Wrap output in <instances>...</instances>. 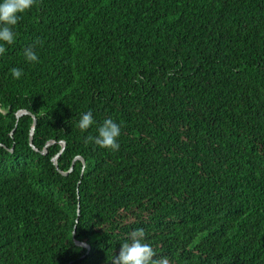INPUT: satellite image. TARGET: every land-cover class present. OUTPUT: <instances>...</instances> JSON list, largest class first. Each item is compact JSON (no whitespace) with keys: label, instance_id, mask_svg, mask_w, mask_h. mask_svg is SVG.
Returning a JSON list of instances; mask_svg holds the SVG:
<instances>
[{"label":"trees","instance_id":"1","mask_svg":"<svg viewBox=\"0 0 264 264\" xmlns=\"http://www.w3.org/2000/svg\"><path fill=\"white\" fill-rule=\"evenodd\" d=\"M14 31L0 264H110L136 229L171 264H264V0H37ZM106 118L118 151L84 143Z\"/></svg>","mask_w":264,"mask_h":264},{"label":"clouds","instance_id":"2","mask_svg":"<svg viewBox=\"0 0 264 264\" xmlns=\"http://www.w3.org/2000/svg\"><path fill=\"white\" fill-rule=\"evenodd\" d=\"M37 4V0H0V55L6 51L5 45H12L16 39L15 26L21 15ZM26 61L38 62V57L32 46L24 49ZM13 79H19L22 70L10 69ZM94 124L91 111L83 114L77 127L81 132L87 131ZM120 136V126L111 118H106L96 129V135L89 134L84 143H92L98 147L119 150L117 138ZM110 264H171L167 257H157L151 244L145 242V231L136 229L129 234L128 240L123 242L118 253H113Z\"/></svg>","mask_w":264,"mask_h":264},{"label":"water","instance_id":"3","mask_svg":"<svg viewBox=\"0 0 264 264\" xmlns=\"http://www.w3.org/2000/svg\"><path fill=\"white\" fill-rule=\"evenodd\" d=\"M24 113H30V112H28V111H26V110H19V111L16 113V115L19 116V115H22V114H24ZM32 117H33V122H32L31 128H30V131H29V144L31 145V147H32L33 149L37 150V148L34 147V145H33V143H32V133H33V128H34L35 123H36V118H35V116L32 115ZM61 143H62V147H61L60 150H62V148H63V146H64V142H61ZM11 150H12V148H10V151H11ZM40 151H41L42 153H45V152H46V149H43V150H40ZM57 156H58V153H57L55 156H53V157L51 158L55 166H56V164H57V162H56V158H57ZM78 158H79V156H78ZM81 160L83 161L82 158H81ZM70 169H71V167H70ZM59 171H60L61 174H64V175L67 173L66 171H61V170H59ZM77 215H78V204H77ZM76 221H77V218H76ZM72 232H73V233L75 232V225H74V227H73V231H72ZM76 243H78V244H80V245H82V246L89 247L88 244H86V243H84V242H78V241H76Z\"/></svg>","mask_w":264,"mask_h":264}]
</instances>
